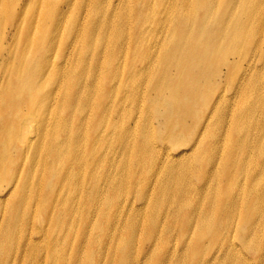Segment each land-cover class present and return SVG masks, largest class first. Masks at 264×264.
Here are the masks:
<instances>
[{
  "label": "bare ground",
  "instance_id": "6f19581e",
  "mask_svg": "<svg viewBox=\"0 0 264 264\" xmlns=\"http://www.w3.org/2000/svg\"><path fill=\"white\" fill-rule=\"evenodd\" d=\"M27 1L29 0H20V3L25 4ZM179 1H181V5L176 7ZM217 1L197 0L199 9L198 15L194 19L195 8L191 5V0H171L173 8L170 15L175 22L183 21L185 27L188 22L192 24L193 21L195 22V25L193 24L195 26L194 36H190L187 43L189 47L195 44L198 52L202 53L195 55L196 51L185 48L186 45L182 46L180 43L177 45L180 47L179 50H171V47L167 49V52H174L167 53L168 64L169 66H178L181 57H183L187 62L182 71L184 74H187L188 71L193 73L192 78L178 85L181 91L189 94L186 101H189L191 97H197L199 93L210 101L213 93L216 94L208 112V121L204 126L198 127V131L203 130L201 135L208 127L210 131H217L218 143L224 144L229 150L227 155L223 156L222 150H219L216 144L210 146V149L208 145L199 148L197 142L194 143L196 155L209 151L208 153H213L211 162H206L205 165H195L190 162L177 165L182 160L178 158L171 162L172 164L167 165L172 156L166 150L160 160L158 154L156 155V161L146 171L144 179L156 171L152 184L156 189V206L164 203L168 207L166 209L167 219L164 220L163 230H161L162 235H158V243L161 241L164 249L159 247V252L152 248L150 254L154 259H151L149 255V258L158 264H186L185 256L188 254H193L196 258L199 257L198 261H200L203 256H213L212 248L216 247L219 242V251L229 254L226 256L228 263L234 264L233 261H235V264H243V261L246 262V260L239 258L238 261L235 257H239V251L227 243L240 233L245 234L244 236L258 234L264 226V89L258 90L257 88V83L261 80L260 76L264 74V0ZM40 2L46 5L51 4L53 0H40ZM243 4H245L244 10L241 7L231 13L234 6ZM182 6L186 10L184 13L180 11ZM80 7H84L82 10L84 19L88 18L93 9V20L86 21L87 24L84 27L90 36L95 33L101 35L100 32L104 29H115L121 36L124 35L125 25L122 20L119 19L114 23L111 20H99L98 14L102 9L106 8L110 12V5L107 7L101 5V0H77V2L61 3L59 10L53 7L43 19H49L50 26L55 28L59 23H54L56 17ZM146 8L148 6L143 3L139 9V17L136 22L137 29L139 28V37L150 36L153 33L151 25L157 24L159 27L164 22L162 16L143 15V9ZM216 13H218L217 24L209 21ZM11 14L10 30H15L17 33L22 25L29 23L19 4L15 9L12 7ZM65 25H70L71 29L75 28L74 23H65ZM222 28L224 30L220 32ZM14 36L12 35V39ZM45 37L48 39V47L44 41L38 48L39 52H35L39 59L38 62L35 61L34 56L27 57L25 54L22 66L19 52L15 58L13 55L16 52H6V57L0 63V70H5L3 66L6 67V64H13L9 73L5 78L2 76L0 81V96L3 102L5 97L6 102L10 103L9 99L14 98L12 94L13 91H16V97L25 99L21 101L22 106L20 107L26 108V113L18 112L4 118V126L0 129V195L6 198L5 203L0 201V207L4 206L6 211L2 220L4 229L0 232V264H13L14 262L45 264L46 259H42V257H44L46 249L51 247H54V256L48 264H78L77 256L87 246L90 248L88 264H95L98 259V256L94 260L90 257L91 252L97 253L95 247L109 251V264L117 262L120 264H145V261L138 260V255H144L148 249L136 251L133 247V236L142 229V226L136 223L134 214L128 213L119 223L116 220L113 224L111 222L112 218H118L117 212L119 211L116 210L118 206L114 205L116 194L120 190H118V180L120 176L123 177L127 167L126 165L122 166L119 159L122 139L125 140L131 133L128 129V135L122 136L120 129L129 119V113L124 112L116 101L110 105L111 95L109 92L113 93L116 90L112 84L99 89L100 98L95 103L92 99L95 89L90 92L89 88L90 86L96 87V78L90 69L81 70L82 68H79L88 66L85 58L80 55L72 57L74 45L69 46L66 50L59 47L61 53L58 56L51 55L52 50L58 48L59 45L57 46L55 43V35L47 34ZM108 38L109 36L106 35L101 37L100 41H96L95 45L99 44V49L93 52H107V56L112 61L117 58L116 54L123 53L126 46L120 45L118 48L109 47L108 49L104 46ZM69 49L70 51H68ZM216 52H224L222 57L216 61L217 72L209 73L201 65L194 64L195 59L200 62L211 61L213 63L214 57L218 58ZM243 52H250L249 60L245 63L246 71L253 69V72L249 71L248 75L241 76L243 86L236 89L232 96L226 95V89L222 85L219 91L213 90L212 85L207 83V79L214 74L217 76L223 74L222 68H225V73L228 74L235 65L242 64L246 60L241 62L238 55ZM98 56L101 55L98 53ZM228 56H233L235 62H229L226 59ZM94 57L97 59V54ZM189 59L192 61L190 62ZM73 61L78 66L71 70L69 67ZM253 62L256 64L255 67ZM67 66H69L68 69ZM69 73L70 75L65 76ZM175 80V78H171V82ZM197 84H201V86H197ZM246 95H248L247 102L238 107L237 102L243 100ZM120 98L124 99L123 94ZM38 99L41 100L42 105L36 107ZM185 102L182 104L183 107H185ZM156 103L171 112L175 111L178 105L177 101L166 100L160 95L157 97ZM2 105L0 107L1 116L5 111L4 104ZM5 106L7 107L6 103ZM34 108V114L38 115L36 117L37 128L36 131L30 133L24 119L32 116ZM137 110L138 105L134 111ZM197 112L189 108H181L178 112L180 121L192 119V124L195 123ZM93 115L94 118L88 126L89 133L91 131L93 135L87 140L85 130L81 126L86 125L88 119H91ZM112 115L113 117L110 118ZM227 119H229L228 122ZM225 124L226 127H224ZM73 125H78L79 128L71 131ZM183 127L186 129L184 125ZM234 129L250 136L251 132H255L259 136L260 143H258L257 151L262 154L263 161L261 163H255L253 167H246L249 149L245 147L244 140L234 139L230 136ZM106 130H113L114 133L110 136L107 131L106 136L96 137L95 134L99 135ZM182 137L181 131L171 132L174 147L183 145V142L181 144ZM200 138L198 139L200 140ZM234 140L236 142L232 145ZM142 146L145 151L150 149V143L144 139L143 143L139 142L138 148ZM159 162L161 166H159ZM137 163L139 165L143 163L140 156H137ZM36 167L40 168L38 175ZM232 173H238V175L244 173V177L246 175L251 179L249 185L244 186V180L234 184L230 183ZM196 175L206 183L204 187L199 188L194 185L193 179ZM212 176L222 178L225 181V186L220 189L222 185L219 181L215 184L209 183L207 178ZM179 179L183 181V186L186 185L182 188L186 194L176 187ZM71 182H75L77 189L65 188ZM146 183L148 182L146 181ZM3 184L5 187H2ZM188 185L187 192L189 194L193 192L194 194H205L215 190L217 191L215 202L223 203V199L228 200L223 223L217 220L213 221V213L198 214L196 210H193L192 199H188L186 192ZM177 189L179 191L175 194L178 197L170 200L168 196ZM79 202H82L80 206H78ZM103 202L105 203L104 212L110 218L108 225L111 228L118 226V229L123 230L122 232L126 233L124 240H122L121 233L112 238L104 232V222L102 221L104 213L100 212V220L97 219L99 207L103 205ZM125 204L126 202L123 207ZM242 207L243 212L246 209V219L252 215L260 216L261 219L250 224L244 223V230L241 232L242 226H237L234 223V215L236 210ZM132 209L133 207L129 208V210ZM39 211L45 218V226L36 230L33 220ZM47 212L52 215L50 219L46 218ZM192 212L197 215L196 220L190 218L183 221L181 219L186 213ZM75 213L78 214L73 216ZM78 223L81 225V230L76 237L80 239V243L83 242V249L76 250L74 247L73 249L68 248L65 254L64 251L60 252L57 249L59 244L64 247L66 241L61 243L55 235L48 238L49 227L59 225L62 227L59 230L62 236L70 237ZM1 225L2 222L0 229ZM127 229L130 231L129 234ZM155 231L160 232V226L156 224V215L153 212V217L143 232H146L148 236L153 235ZM97 232L103 234L102 239L94 237ZM207 233H212V236L204 240ZM174 235H178L180 243L183 245V250L178 253L171 246ZM241 240L244 243L241 247L247 249L249 242L244 238ZM202 242L206 246L202 247L200 245ZM256 249L259 248L256 246ZM170 250L173 253H170ZM212 260H201L198 264H214Z\"/></svg>",
  "mask_w": 264,
  "mask_h": 264
},
{
  "label": "rangeland",
  "instance_id": "374dc122",
  "mask_svg": "<svg viewBox=\"0 0 264 264\" xmlns=\"http://www.w3.org/2000/svg\"><path fill=\"white\" fill-rule=\"evenodd\" d=\"M219 1V0H218ZM217 1V2H218ZM77 2V0H53L51 4H42L40 0H29L24 5L20 3V0H0V63H2V59L6 57V52H16L13 57H17L20 53V63L23 66L24 55L27 57H33L36 62L39 59L36 57L35 52H39L38 48L45 41L46 47L48 44L47 34L56 36V45L58 48L52 50L51 55L58 56L61 52H59V47L64 48L65 50L74 45L75 49L73 50L72 57L75 58L77 55L83 56L88 62V66L84 68V66L79 67L83 69H90L91 73L96 78V87L88 86L90 92L95 89V93L93 96V101L96 103L100 96L98 95V91L100 88H105L106 86L112 84L116 90L115 92H109L111 95L110 105L117 102L122 108L124 112L129 113V119L123 124V127L120 129L122 131V136H127V130H130L131 135L127 136L125 140L122 139V148L120 152V162L123 165H126V169L124 170L123 177L120 176L118 180V190L119 192L116 194L115 206H118L116 210L118 214L117 219L111 220L112 224L116 220L118 223L121 219H123L128 213H133L134 218H136V223L142 226L140 232H136L133 236V247L137 250H144L147 248L148 251L142 255H138V260L140 262L145 261V264H158V262L151 260L154 259L150 254L152 248L154 250L159 251L158 248L164 249V245L162 242L158 240V235L161 234V230L164 225V220H166V207L164 203L156 206L155 203V194L156 189L153 188L152 184L155 180V172H152V175L149 177H145L146 171L150 168V165L156 161V155L158 154L159 160L160 157L163 158L164 153L168 150L170 155L172 156L167 165L171 162L176 161V159L181 158L179 164L182 165L184 162L191 163L195 165H205L206 162L212 161L213 153H208L209 151H204L199 155H196L194 150V143L198 142V147H205L206 145L213 146L216 144L219 150H222L223 156L227 155L228 148L225 147L224 144L218 143V133L217 131H210V128L205 131L203 135L202 131H198V127L204 126L209 118L208 112L210 111V106H212V100L216 94L213 93L212 100H208L203 97L199 93L197 97H191L189 101H186L189 96L185 91H181L178 88V85H181L184 81L189 78H192L193 73L188 71L187 74H184L182 69L186 65V60L181 57L178 66H169L168 64V54L174 52H167V49L171 47V50H179L180 47L178 44H185V48L196 51L194 54H201L202 52H198L195 44L192 47L188 46V39L190 36H194L195 32V22L193 24L188 22V25L185 27L183 25V21L175 22L172 19V2L171 0H101V5H110V12L105 9L98 14L99 20H111L113 23L117 22L119 19L122 20L125 25V33L123 36L118 31L104 29L100 34L95 33L90 36L89 32H86L84 27L86 26V21L93 20L94 14L93 9L90 11L88 18L84 19L82 10L85 7L75 8L71 12L64 13L55 18L54 23L57 22V27L50 26V20H44V16H46L50 9L53 7L56 10L61 8V3H71ZM215 2V3H217ZM145 3L148 8L143 9V15H151V16H162L163 24L158 27L157 24H152L151 29L153 33L150 36L143 35L139 37L138 30L136 26L137 18L139 17V9ZM19 4V7H22V11H24L25 18L29 21L27 25H22L18 32L15 30H10L9 20L12 17L11 10L12 7L15 9ZM181 5V1H179L176 7ZM191 5L195 8L194 19L197 17L198 5L197 0H191ZM175 7V8H176ZM245 7V4L242 6H234L231 10V13L239 8ZM180 11L184 13L185 7L182 6ZM262 11V10H261ZM58 18V19H57ZM218 20V13H216L209 21L214 22ZM65 23H74L75 28L71 29L70 25L66 26ZM213 24V25H215ZM212 25V26H213ZM18 28V27H17ZM212 28V27H211ZM224 28L220 30L222 32ZM12 35H15L12 39ZM108 35L109 38L107 42L104 44L105 47L109 49V47L118 48L120 45L126 46L123 53L116 54L117 58L112 60L107 56V52H93L98 50L99 44H96L101 37ZM230 33L228 34V37ZM45 37V38H44ZM100 41V40H99ZM138 42V43H137ZM230 48V47H229ZM228 48V49H229ZM70 51V49L68 50ZM116 53V51H114ZM98 53L101 56H98ZM218 58L214 57V62H200L195 58L194 64L196 66H202L209 73L217 72L216 61L224 52H216ZM250 52H243L238 55L240 61L246 60L242 62V64L235 65L230 69L228 74H226L225 68H222V73L218 76L214 74L212 77L207 79V83L211 84L213 90H220L221 85L226 89L225 93L227 96H232V94L243 86V82L241 80V76L248 75L249 71H246V62L249 60ZM97 54V59L94 55ZM229 62H233V56H228L226 58ZM57 61V60H56ZM189 61L191 62L192 59ZM254 61H256L254 59ZM71 63V67L67 66L72 70L74 67H77L78 64ZM235 62V61H234ZM192 64V63H191ZM254 67L256 64L253 62ZM13 64H6V67L3 66L5 70H0V81L2 76H5L9 73V70ZM80 70V71H81ZM23 74V72H21ZM70 75L66 74L65 76ZM232 75V77H231ZM175 78L174 82H171V78ZM239 78V80H237ZM260 81L257 83L258 90L264 89V74L260 76ZM1 85V84H0ZM230 85V87H229ZM197 86H201V84H197ZM211 92V91H210ZM212 93V92H211ZM209 93V94H211ZM16 91H13L12 96L14 98L9 99V102H6L7 99L4 97L3 99L0 96V107L3 106L5 111L3 115L0 114V129L4 126L3 120L7 116L13 115L15 113H26L25 107H20L21 101L25 100L24 98L16 97ZM124 96V99L120 97ZM164 97L166 100L173 99L178 102L177 108L175 111L171 112L168 109H165L163 106L156 103V99L158 96ZM248 95L243 100L237 102V106L239 107L242 103H246L248 100ZM134 101V104H133ZM150 101L154 102L151 103ZM186 101V102H185ZM185 102L184 106L182 104ZM7 104V107L5 106ZM41 100H36V107L41 106ZM136 105H138V110L135 112ZM35 107V108H36ZM35 108L32 109L33 114L31 117H25L24 123L27 124V128L30 133L36 131V117L37 114H34ZM181 108H189L194 111H198L196 115V122L192 124V119H185L180 121L179 110ZM208 114V115H207ZM113 115L110 117L112 118ZM94 115L91 119H88L86 125L84 124L83 129L85 130V134L87 140L91 138L93 132L88 131V126L90 122L93 120ZM243 120V116L241 117ZM229 119H227L228 122ZM261 123V121H259ZM186 127V129L183 127ZM196 125V127H195ZM226 127V124L224 125ZM79 128L78 125H73L71 127V131H75ZM190 128V129H189ZM181 131L183 134L181 144L183 145L174 147V141L171 138V132ZM109 131V135L111 136L114 131L106 130L99 135L95 134L96 137H104L106 136V132ZM234 139L244 140L246 142L245 147L249 149L248 157L246 159V167H253L255 163H261L263 161L262 154H260L258 149L259 136L255 134V132H251V136L245 133L233 130V133L230 135ZM199 137L200 140L198 139ZM143 139L150 143V149L145 151L144 146L138 148L139 142L143 143ZM236 142L233 141L232 145ZM193 149V151H191ZM137 156H140L143 160V163L139 165L137 163ZM74 161V160H72ZM109 162V160H108ZM172 164V163H171ZM159 166L160 162H159ZM110 170V169H109ZM40 168L36 167L37 175L39 174ZM85 179V176H83ZM144 181L142 182V180ZM86 180V179H85ZM244 180V186L249 185L251 179L245 175L244 173L238 175V173H232L230 183L234 184L239 181L242 182ZM146 181L148 183H146ZM207 181L211 184H215L216 182H220L222 187L225 186V181L220 177H208ZM193 183L195 186L202 188L205 186V182L200 180V178L196 175L194 176ZM229 183V184H230ZM186 185L183 186V181L181 179L176 183V187L182 191ZM2 187H5L3 184ZM66 189L75 190L77 189L75 182H71L68 184ZM189 188V185L186 189V192ZM179 189L172 191V193L168 196L170 200L178 197L175 193L179 191ZM57 190V189H56ZM66 191V190H65ZM232 191V190H231ZM88 190L84 193L87 194ZM183 192V191H182ZM217 191H209L205 194L199 193L194 194L188 193V199H192L191 204L193 205V210H196L198 214H207L213 213V221L217 220L223 223L225 221V208L227 206L228 200L223 199V203L215 202V196ZM184 193V192H183ZM186 194V193H184ZM210 194V195H209ZM144 197L141 198V196ZM219 196V195H218ZM241 196V194H240ZM106 199V198H105ZM6 198L0 195V201L5 203ZM126 202L125 206L123 204ZM82 202L78 203L80 206ZM208 204H210L208 206ZM105 203L99 207V213L97 219L100 220L99 214L100 212L104 213L102 221L104 222V232L112 238L117 237L120 233L122 234V240L125 239L126 233L122 232L123 230L116 228H111L108 225L110 218L104 212ZM130 207H133L132 210H129ZM244 207V206H243ZM243 207L238 208L234 215V223L237 226H242L241 232L244 230V223L250 224L256 222L261 219L260 216L252 215L249 219H246V209ZM5 211L4 206L0 207V223L2 222L0 232L4 229L3 225V214ZM153 212L156 215V224L160 226V232L155 231L153 235H148L146 232H143L148 223L151 221L153 217ZM2 213V214H1ZM78 213L73 214V216ZM51 213L47 212L46 218H51ZM197 215L192 213H186L181 219L186 221L190 218L196 220ZM34 228L36 230L42 229L45 226V218L41 215L40 211L35 215L34 218ZM3 226V227H2ZM62 227L57 225H51L47 232V237L50 238L53 235L57 236L58 240L62 242L66 241V245L64 247L62 244H59L58 250L64 254L68 250V248L76 250L83 249V242L80 243V239L76 237L80 233L81 225L78 223L75 225L73 229V234L70 237L63 235L59 232ZM129 230L127 229V233L129 234ZM241 234V235H240ZM235 235L232 239L229 240L227 245L236 248L239 252V257H235L238 261L239 258H244L246 262L243 261V264H264V226L260 229L258 234L244 236L245 234L240 233ZM1 235V233H0ZM212 233H207L204 240H207L208 237H211ZM94 237L97 239H102L103 234L97 232L94 234ZM242 238L247 240L248 248L244 249V243L242 242ZM172 247L178 252L183 250V245L180 243V239L178 235L173 236ZM34 240V239H33ZM200 245L206 246L204 242L200 243ZM256 246L259 249H256ZM50 247V246H46ZM220 242L216 247L212 248L213 256L205 257L203 256L204 261H210L214 264H230L227 261V254L224 251H219ZM96 254L90 253V257L94 260L97 256L98 259L95 264H109L108 257L109 251L104 248L98 249L95 247ZM173 250V249H172ZM90 252L89 246L84 248L82 252H80L77 256L78 264H88V254ZM170 253H173L170 250ZM240 253V254H239ZM150 255V258H149ZM54 256V247L47 248L45 251L44 257L42 259H46V263L48 264L49 260H52ZM199 258V257H198ZM193 254H188L185 256L186 264H198V261ZM227 260V261H226ZM198 261V262H197ZM40 262V261H39ZM38 262V263H39ZM235 264V261H233ZM13 264H19L14 262ZM116 264H120L117 262Z\"/></svg>",
  "mask_w": 264,
  "mask_h": 264
}]
</instances>
